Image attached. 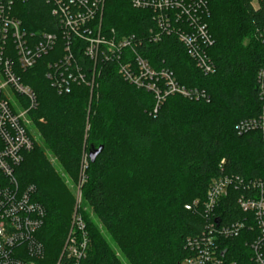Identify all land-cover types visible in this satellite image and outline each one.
<instances>
[{"label":"trees","instance_id":"1","mask_svg":"<svg viewBox=\"0 0 264 264\" xmlns=\"http://www.w3.org/2000/svg\"><path fill=\"white\" fill-rule=\"evenodd\" d=\"M205 2L214 39L209 51L213 74L202 73L174 36L137 46L152 67L167 68L180 85L204 90L205 99L170 95L153 112V94L125 81L114 63L97 65L91 99L83 85L56 93L46 76L51 54L26 71L15 66L36 94L29 115L40 142L24 154L13 176L19 189L33 188L44 210L37 233L44 246L42 264L57 263L74 211L70 194L48 184L47 178L56 174L48 154L72 179L85 173L78 208L89 243L84 264H125L101 229L127 264H181L191 255L187 239H199L205 225L200 206L188 210L185 205L201 204L211 179L220 174L264 180L260 133L238 134L234 128L261 109L257 75L264 68V0ZM50 9L47 0H25L13 3L8 14L27 32L59 33ZM153 26L151 13L133 8L130 0H105L104 30L142 39ZM5 46L15 60L12 40ZM100 146L90 161L89 153ZM8 184L0 170V188ZM238 193L230 190L221 202L225 221L242 217ZM244 234L221 242L224 264H253Z\"/></svg>","mask_w":264,"mask_h":264},{"label":"built area","instance_id":"2","mask_svg":"<svg viewBox=\"0 0 264 264\" xmlns=\"http://www.w3.org/2000/svg\"><path fill=\"white\" fill-rule=\"evenodd\" d=\"M23 1L0 0V170L9 181L0 188V264H36L44 257V246L37 238L44 210L34 200L33 188L19 189L13 176L24 154L34 147L28 123L30 111L37 105L35 92L22 82L16 69L26 71L51 54L53 60L48 62L46 76L56 93L68 94L81 85L92 93L99 74L97 65L114 63L125 81L153 94V112L170 95L198 100L207 94L180 85L167 68L152 67L137 50L142 41L157 42L164 36H174L202 73L215 72L209 54L214 39L206 23L205 0H130L133 8L151 13L154 26L142 39L133 33L103 29L105 0H47L59 33L27 32L18 18L8 14L13 3ZM7 39L13 42L15 60L6 54ZM257 76L260 112L240 120L234 128L238 134L259 132L264 146V68ZM230 190L239 192L236 203L243 214L240 219L225 221L219 209ZM196 205L205 217L204 230L199 239H187L191 255L181 264H224L221 242L242 232L246 234L253 264H264L263 179L220 174L211 179L201 204L196 200L185 208ZM79 206L75 204L56 264H84L86 259L89 243Z\"/></svg>","mask_w":264,"mask_h":264},{"label":"rangeland","instance_id":"3","mask_svg":"<svg viewBox=\"0 0 264 264\" xmlns=\"http://www.w3.org/2000/svg\"><path fill=\"white\" fill-rule=\"evenodd\" d=\"M253 4H256L255 1L253 2ZM92 93L90 92L89 94V99H91ZM28 128L30 133L32 134V136L34 137L35 143H39L40 142V135L36 129V127L34 126V123L32 121V119L30 118V121L28 123ZM88 153H84L83 159H82V166L85 165L86 162V158H87ZM48 158L50 163L52 164L53 168H54V172L56 174H52L51 176H49V178H47L48 181H50V183H48L49 185L53 184L55 186V188H60L61 192L63 194H67L69 193L70 196L72 197V200L74 202V206L75 204L81 203V190H82V184L84 179V171L81 170V172L79 173L77 179H72L68 174H66L64 172V170L61 168V166L58 164V162L55 160V158H53L50 154H48ZM57 175V176H56ZM89 214L90 217L93 218V213L91 212V210L87 209L86 210ZM104 237L108 240V242L110 243V245L113 247L114 251H115V255L120 258V260L127 264V262L125 261V258L122 256V252L120 251V249L117 246H113V243L110 239V237L108 236V234L106 233L105 229H101ZM36 264H42V262L37 261Z\"/></svg>","mask_w":264,"mask_h":264},{"label":"water","instance_id":"4","mask_svg":"<svg viewBox=\"0 0 264 264\" xmlns=\"http://www.w3.org/2000/svg\"><path fill=\"white\" fill-rule=\"evenodd\" d=\"M101 149H102V146H100L96 151L89 153V159H90V161H94L95 160V157L101 151Z\"/></svg>","mask_w":264,"mask_h":264}]
</instances>
